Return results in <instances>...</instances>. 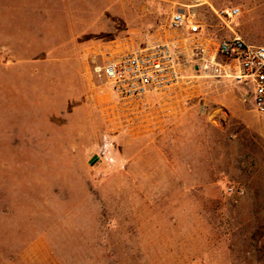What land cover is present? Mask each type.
<instances>
[{"label":"rangeland","instance_id":"rangeland-1","mask_svg":"<svg viewBox=\"0 0 264 264\" xmlns=\"http://www.w3.org/2000/svg\"><path fill=\"white\" fill-rule=\"evenodd\" d=\"M197 0H0V264H264V116L198 80L158 134L108 121L92 43ZM209 32L264 46V0H201ZM211 6V7H210ZM228 187L243 189V194Z\"/></svg>","mask_w":264,"mask_h":264},{"label":"built area","instance_id":"built-area-1","mask_svg":"<svg viewBox=\"0 0 264 264\" xmlns=\"http://www.w3.org/2000/svg\"><path fill=\"white\" fill-rule=\"evenodd\" d=\"M203 4L197 0L174 11L155 31L91 46V71L107 94L103 110L124 134L139 138L160 133L177 116L176 104L186 89L201 79L248 87L255 110L264 116V46L234 31L239 8L210 6L230 34L209 32L196 12Z\"/></svg>","mask_w":264,"mask_h":264},{"label":"crops","instance_id":"crops-1","mask_svg":"<svg viewBox=\"0 0 264 264\" xmlns=\"http://www.w3.org/2000/svg\"><path fill=\"white\" fill-rule=\"evenodd\" d=\"M96 43V42H95ZM94 43H92V45H93ZM91 45V46H92ZM91 46L89 47V49H88V51H87V54H88V56L90 57V48H91ZM146 137H149V136H146ZM139 138H141V137H139Z\"/></svg>","mask_w":264,"mask_h":264}]
</instances>
